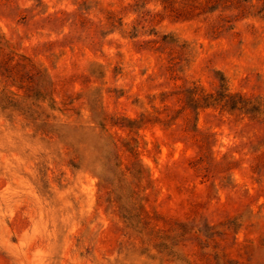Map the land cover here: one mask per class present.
<instances>
[{
    "label": "rangeland",
    "instance_id": "374dc122",
    "mask_svg": "<svg viewBox=\"0 0 264 264\" xmlns=\"http://www.w3.org/2000/svg\"><path fill=\"white\" fill-rule=\"evenodd\" d=\"M0 264H264V0H0Z\"/></svg>",
    "mask_w": 264,
    "mask_h": 264
}]
</instances>
